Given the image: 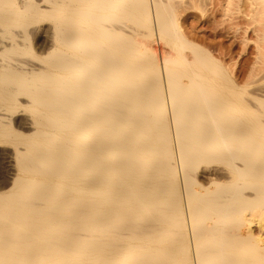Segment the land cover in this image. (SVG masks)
Here are the masks:
<instances>
[{
  "label": "bare ground",
  "instance_id": "6f19581e",
  "mask_svg": "<svg viewBox=\"0 0 264 264\" xmlns=\"http://www.w3.org/2000/svg\"><path fill=\"white\" fill-rule=\"evenodd\" d=\"M172 4L0 0V264H264V83Z\"/></svg>",
  "mask_w": 264,
  "mask_h": 264
},
{
  "label": "rangeland",
  "instance_id": "374dc122",
  "mask_svg": "<svg viewBox=\"0 0 264 264\" xmlns=\"http://www.w3.org/2000/svg\"><path fill=\"white\" fill-rule=\"evenodd\" d=\"M249 2L250 0H172V7H176H173L176 10H172V14L178 29L184 33L183 36L186 35L187 40L210 51L211 54L213 52L212 55L223 73L218 77L225 75L229 78L228 81L231 80L230 83L233 81L236 91L242 92L246 99L252 101L253 92L264 83V76H261L264 75V18L259 19L260 9L251 7L250 10L252 1ZM254 9L259 11L254 13ZM249 15L253 17H248ZM257 17L260 21H255ZM154 45L152 48L157 49L158 45ZM169 50L173 55L170 44L158 46L160 54L165 55ZM189 57L190 54L187 58ZM260 110L263 111L261 108ZM259 226L261 225L255 221L253 231L262 235L264 232Z\"/></svg>",
  "mask_w": 264,
  "mask_h": 264
}]
</instances>
